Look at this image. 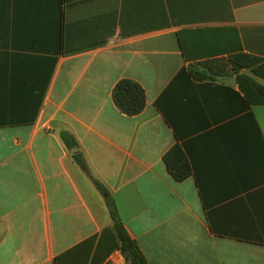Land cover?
<instances>
[{"label":"crops","instance_id":"crops-1","mask_svg":"<svg viewBox=\"0 0 264 264\" xmlns=\"http://www.w3.org/2000/svg\"><path fill=\"white\" fill-rule=\"evenodd\" d=\"M237 54L264 61V0H0V264H94L113 224L95 181L149 264H264V106Z\"/></svg>","mask_w":264,"mask_h":264},{"label":"trees","instance_id":"trees-1","mask_svg":"<svg viewBox=\"0 0 264 264\" xmlns=\"http://www.w3.org/2000/svg\"><path fill=\"white\" fill-rule=\"evenodd\" d=\"M230 62L236 75L238 87L248 103L254 106H264V61L253 56L237 54L231 58ZM113 99L120 112L127 116H137L146 107L144 89L131 80H122L115 86ZM63 137L70 148L76 146L74 139L65 135ZM75 159L80 167L88 173L83 158L77 155ZM163 162L167 172L176 182H183L192 176V168L182 147L179 145L173 147L163 157ZM95 185L106 196V205L113 224L111 228L104 230L98 238L94 250V264L97 260L106 258L115 250L122 253L127 264H149L138 244L132 239L122 223L114 199L101 183L95 181ZM100 256H104V258Z\"/></svg>","mask_w":264,"mask_h":264},{"label":"water","instance_id":"water-1","mask_svg":"<svg viewBox=\"0 0 264 264\" xmlns=\"http://www.w3.org/2000/svg\"><path fill=\"white\" fill-rule=\"evenodd\" d=\"M223 83L231 85V86H236V80L235 79H227V80H222Z\"/></svg>","mask_w":264,"mask_h":264}]
</instances>
